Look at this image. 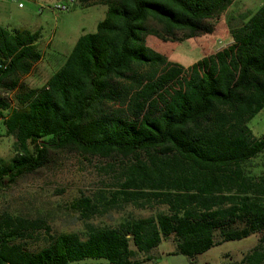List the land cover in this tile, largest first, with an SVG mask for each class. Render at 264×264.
<instances>
[{
    "label": "trees",
    "instance_id": "1",
    "mask_svg": "<svg viewBox=\"0 0 264 264\" xmlns=\"http://www.w3.org/2000/svg\"><path fill=\"white\" fill-rule=\"evenodd\" d=\"M77 1L107 6L97 32L77 41L46 86L21 89L16 103L0 97L16 149L0 159V188L45 166L50 151L75 149L128 159L118 194L157 199L167 211L54 235L36 251L19 239L44 221L6 214L0 264H144L169 240L170 255L196 263L213 246L255 234L238 264H264V163H250L264 156V137L248 126L264 110V4L229 18L230 45L184 67L164 45L215 35L235 0ZM40 37L0 29V88L15 93L16 78L40 62ZM81 205L93 208L89 199Z\"/></svg>",
    "mask_w": 264,
    "mask_h": 264
},
{
    "label": "rangeland",
    "instance_id": "2",
    "mask_svg": "<svg viewBox=\"0 0 264 264\" xmlns=\"http://www.w3.org/2000/svg\"><path fill=\"white\" fill-rule=\"evenodd\" d=\"M61 0H3L0 1V29L10 32L40 33L38 49L42 55L30 72L17 77L15 93L7 87L0 88V97L16 103L21 89H41L63 65L77 41L84 35L97 32V26L107 13V6L76 7L70 12H56L52 6ZM260 0H237L220 19L216 34L185 41L175 46L164 45L169 50L171 62L189 67L230 45L229 15L241 12L244 5L258 9ZM23 5V8L19 7ZM162 44L161 42H159ZM173 47V48H172ZM256 138L264 137V110L250 123ZM15 139L8 137L0 117V159L10 160L15 154ZM129 163L120 156L103 158L81 153L75 149L49 152L46 165L21 177L16 183L0 188V218L3 215L21 216L30 220L41 219L45 226L32 232V237H22L19 242L29 250L45 247L51 236L78 233L81 236L90 227L115 226L131 218H145L167 211V206L157 199L128 200L118 194L123 190L122 171ZM254 167L263 166L264 156L250 161ZM254 171H258L256 168ZM89 199L85 209L81 200ZM46 227H50L47 231ZM259 234L240 240H231L213 246L190 263L184 255H170L176 249L173 240L164 241L150 251L152 260L144 264H238L243 256L258 244ZM146 255L141 254L140 258Z\"/></svg>",
    "mask_w": 264,
    "mask_h": 264
},
{
    "label": "built area",
    "instance_id": "3",
    "mask_svg": "<svg viewBox=\"0 0 264 264\" xmlns=\"http://www.w3.org/2000/svg\"><path fill=\"white\" fill-rule=\"evenodd\" d=\"M2 1V0H0ZM78 6L77 0H61L52 6V10L56 12H70ZM20 8H23L22 4H19ZM2 67V66H0Z\"/></svg>",
    "mask_w": 264,
    "mask_h": 264
},
{
    "label": "crops",
    "instance_id": "4",
    "mask_svg": "<svg viewBox=\"0 0 264 264\" xmlns=\"http://www.w3.org/2000/svg\"><path fill=\"white\" fill-rule=\"evenodd\" d=\"M236 2H237V0H235V2L233 3V5ZM258 3H259L258 4V9H259L264 4V0H260ZM233 5L231 6L230 9H232L234 7ZM256 6H257V3L255 5V7L254 6L253 7H248V6L244 5V7L241 8V10H242L241 12H236L235 13V16L233 14H230L229 15V18H231V17L239 18V17L248 16L249 14H253V13H255L258 10V9L256 10Z\"/></svg>",
    "mask_w": 264,
    "mask_h": 264
}]
</instances>
